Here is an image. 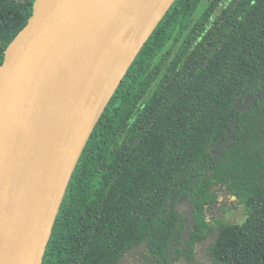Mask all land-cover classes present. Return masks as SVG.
<instances>
[{
    "label": "trees",
    "instance_id": "16d2710c",
    "mask_svg": "<svg viewBox=\"0 0 264 264\" xmlns=\"http://www.w3.org/2000/svg\"><path fill=\"white\" fill-rule=\"evenodd\" d=\"M35 2L0 0V65ZM223 194L242 223L209 217ZM215 232L219 264H264V0L170 2L84 145L41 264H124L136 250L176 264Z\"/></svg>",
    "mask_w": 264,
    "mask_h": 264
},
{
    "label": "water",
    "instance_id": "95a60500",
    "mask_svg": "<svg viewBox=\"0 0 264 264\" xmlns=\"http://www.w3.org/2000/svg\"><path fill=\"white\" fill-rule=\"evenodd\" d=\"M120 1L36 0L32 16L5 50L0 65V264L42 263L84 145L113 91L168 7L111 88L75 152L58 168L51 122L42 106L44 83L64 63L89 52L94 36L110 27L107 17ZM42 123L47 128L43 137ZM193 210L191 203L185 212L188 218L183 241L195 227Z\"/></svg>",
    "mask_w": 264,
    "mask_h": 264
},
{
    "label": "bare ground",
    "instance_id": "6f19581e",
    "mask_svg": "<svg viewBox=\"0 0 264 264\" xmlns=\"http://www.w3.org/2000/svg\"><path fill=\"white\" fill-rule=\"evenodd\" d=\"M169 2L121 0L107 17L110 27L94 36L89 52L75 56L47 77L42 106L51 122L58 168L75 152L99 107ZM46 130L42 123V137Z\"/></svg>",
    "mask_w": 264,
    "mask_h": 264
},
{
    "label": "rangeland",
    "instance_id": "374dc122",
    "mask_svg": "<svg viewBox=\"0 0 264 264\" xmlns=\"http://www.w3.org/2000/svg\"><path fill=\"white\" fill-rule=\"evenodd\" d=\"M249 103L250 100L247 99L244 105ZM189 208L190 204L186 203L183 210L186 212ZM208 214L210 218H220L227 223H242L246 218L242 203L237 199L233 200L228 194H223L217 204L209 209ZM216 233L207 237L203 243L197 246L193 259L181 257L176 264H219L212 259L210 254V247L215 240ZM124 264H152V262L136 250L127 255Z\"/></svg>",
    "mask_w": 264,
    "mask_h": 264
}]
</instances>
